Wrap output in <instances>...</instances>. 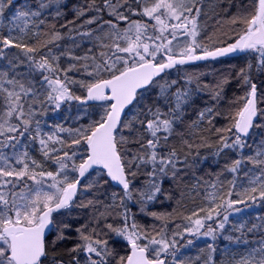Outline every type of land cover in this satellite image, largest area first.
I'll list each match as a JSON object with an SVG mask.
<instances>
[{
  "label": "snow or ice",
  "instance_id": "1",
  "mask_svg": "<svg viewBox=\"0 0 264 264\" xmlns=\"http://www.w3.org/2000/svg\"><path fill=\"white\" fill-rule=\"evenodd\" d=\"M257 209L264 0H0V264H264Z\"/></svg>",
  "mask_w": 264,
  "mask_h": 264
},
{
  "label": "trees",
  "instance_id": "2",
  "mask_svg": "<svg viewBox=\"0 0 264 264\" xmlns=\"http://www.w3.org/2000/svg\"><path fill=\"white\" fill-rule=\"evenodd\" d=\"M74 2H75V0H74ZM237 64H238L237 61H232L231 64H217L215 69L206 68V69H203V71H206V72L215 71L216 73H225V72H229V71L235 70ZM209 79H211V76H209ZM228 91H229V95H232V93L238 91V89L235 86V82H233V85L228 89ZM197 203H198V201H197ZM194 206L195 205L191 201H188V208L189 209H191ZM256 212L260 213V214H264V209H257ZM255 214L256 213H254L253 215H255ZM225 244H226V242L220 241L219 242V247L223 248L225 246ZM196 245H197V247L193 248V251H192L193 253H187L186 255L195 256L199 252V248L205 247L204 243L203 244L196 243Z\"/></svg>",
  "mask_w": 264,
  "mask_h": 264
},
{
  "label": "bare ground",
  "instance_id": "3",
  "mask_svg": "<svg viewBox=\"0 0 264 264\" xmlns=\"http://www.w3.org/2000/svg\"><path fill=\"white\" fill-rule=\"evenodd\" d=\"M192 251H193V248L189 249V253H193Z\"/></svg>",
  "mask_w": 264,
  "mask_h": 264
},
{
  "label": "rangeland",
  "instance_id": "4",
  "mask_svg": "<svg viewBox=\"0 0 264 264\" xmlns=\"http://www.w3.org/2000/svg\"><path fill=\"white\" fill-rule=\"evenodd\" d=\"M197 241H200V240H197Z\"/></svg>",
  "mask_w": 264,
  "mask_h": 264
}]
</instances>
